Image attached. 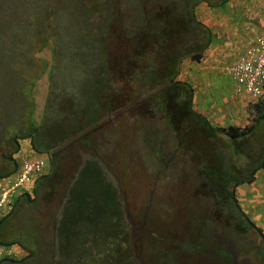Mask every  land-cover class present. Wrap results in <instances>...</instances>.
<instances>
[{
	"label": "rangeland",
	"instance_id": "obj_1",
	"mask_svg": "<svg viewBox=\"0 0 264 264\" xmlns=\"http://www.w3.org/2000/svg\"><path fill=\"white\" fill-rule=\"evenodd\" d=\"M224 2L0 0V51L8 49L9 61L7 64L0 55V170L9 167L6 158L14 145L9 133L29 123L31 109L35 111L34 119L39 121L51 106H46V97L52 90L49 72L52 73L51 81L54 84L51 85L54 88L58 87V91L59 86L65 89L60 90L61 96L71 99L73 103L83 100L82 92L77 91L75 87L87 82L89 77L88 64H92V61L87 58L91 55L88 53V47L79 48L85 55L83 58L85 65L81 64L80 69L76 68V64L81 60L74 56L65 60L59 57V62L53 65L51 51L52 39H56L62 32L67 36V31L71 34L77 23L81 24L79 23L81 20L89 17L88 12L91 15L85 28L92 29L90 23H95L94 21L99 19V30L94 35L98 37L100 33V39L103 37L106 39L111 62L115 56L122 53L127 57L132 55L133 42L137 40L136 42L143 43L142 35L147 34L151 39L143 51L150 54V51L154 53L155 49H158L157 53H152L149 58L159 63L161 72L165 70L162 67L166 64L168 55L173 54L177 58L179 56L177 79L185 80L192 73L191 67L195 64L194 59L188 54L198 51L204 44L201 41L200 27L191 22L189 17L192 13L193 20L206 25L209 34L214 38L216 33L225 32L227 12H224L217 23L214 21L216 20L214 13L218 10L215 7ZM193 4L189 10L190 15H184L183 9L187 10V7ZM94 9L97 10L96 13L92 12ZM211 10H214L213 13ZM220 20L223 21V28L213 32ZM44 36L49 37L47 42ZM156 36L160 37L159 40L153 39ZM11 46L19 48L20 55L17 58L13 57L17 55L13 54ZM67 46L69 48L67 51H76L73 44ZM18 63V67L15 68ZM225 66L220 65L213 71L226 74L233 82ZM117 73L116 71L117 80L112 79L109 88L117 109L115 112L113 110L107 119L102 120L103 126L98 142L95 143L98 150H95L105 158L103 166L109 167L105 168L108 181L116 188L118 199L123 205L125 218L129 224L128 242L133 256L119 263L115 256L108 258V255L106 260L103 258L100 260V264H228L222 256L224 253H234L236 258L240 259L239 247L244 243L241 244L239 239L236 242L231 240L232 222L225 226L221 224L223 220H217L216 224L214 215L211 214L215 212L214 206L218 201L202 171L204 163L212 165L215 158L202 159L199 148L194 150V147L180 146L178 135L182 132L178 131L179 124L176 125L178 131L176 132V128L170 122L172 117L163 113L155 105L156 102L148 100L149 92L145 94L142 91L139 96L138 90L132 87L135 85L132 75L118 77ZM221 81L228 82L226 77ZM237 94L243 95L241 92ZM123 98L126 99V105H122ZM262 107L264 108V102ZM180 111L182 116L183 112ZM53 113L57 115L56 109ZM254 113L248 118L247 124L250 126L253 125ZM253 128L255 129V125ZM255 131L256 134L250 140H245L240 145L246 157L254 158L264 146V123ZM215 140L217 144L211 150L213 154L223 149L222 140L219 137H215ZM28 144L27 141L21 142L20 155L26 153ZM72 150L73 156L63 157L60 171L53 176L47 189L40 190L38 199L25 205L18 212L19 217L14 218L16 229L11 230L15 232V236H20L22 231H26L35 237L38 231L37 237L40 240L37 243L38 248L46 251L38 257V261H27V264L57 263L58 256L54 252L53 236L54 222L60 213L58 210L60 202L68 186L72 185L70 182L74 179L76 166L84 163L86 159L96 158L90 153H83L79 145ZM37 156L30 155L31 158ZM101 160L98 157L95 159L98 164ZM49 170L47 165L46 172ZM28 216L32 219V225H27ZM201 232L203 235L200 239ZM245 239L248 240L246 242L255 244L258 241L254 234ZM119 242V238H116L115 245L118 246ZM19 250L18 247L13 248L11 258L20 259L22 253ZM245 257V254L241 255L243 260Z\"/></svg>",
	"mask_w": 264,
	"mask_h": 264
},
{
	"label": "trees",
	"instance_id": "obj_2",
	"mask_svg": "<svg viewBox=\"0 0 264 264\" xmlns=\"http://www.w3.org/2000/svg\"><path fill=\"white\" fill-rule=\"evenodd\" d=\"M193 6L194 4L186 6L187 10L186 8L183 9L184 15H190L189 10ZM96 11L94 9L92 12L96 13ZM90 15L88 12L87 16L90 17ZM89 17L81 20L79 22L81 24L77 23L75 30L72 28L71 34L67 31L68 36L62 32L56 39L51 38L53 42L51 51L53 65L59 62V57L65 60L74 56L81 60L76 64V68L80 69L81 64L85 65L83 62L85 55L79 48L88 47V53H91V55L87 58L92 61V64H88L90 68L89 77L87 82L75 87L77 91L82 92L83 100L73 103L71 99V102H69V98L61 96L59 94L60 90L65 89L62 86H59V91L57 90L58 87L54 88L51 81L52 73L49 72V83L52 90L49 91L46 97V106H51L43 113L39 121L34 119L35 111L31 109L30 116L28 115L29 123L9 133L11 142L14 145L13 149L9 150L6 158L9 167L0 170V178L12 175L19 169L20 161L13 155L22 150V141L29 143L27 149H25L27 155L33 154L32 152L47 154L50 170L38 177L32 188V194L27 191L20 193L13 199L10 208L5 210L2 217H0V244L4 246L0 264L12 262L14 264H27L29 261H38V257L46 252L38 248L37 243L40 242L37 237V234L39 235L38 231L35 237L22 230L20 236H15V232L11 230L14 229L15 231L16 229L14 218L19 217L18 212L25 205L38 199L40 190L47 189L53 176L60 171L63 157L73 156L72 149L76 148L77 145L81 146L83 153H90L102 160L98 164L95 161L96 158L86 159L84 163L77 165V171L73 175L74 179L70 182L72 185L68 186L65 196L60 202V208L58 209L60 213L54 222L53 236L54 252L58 256L56 264H100V260L102 258L106 260L108 255V258L115 256L117 262L121 263L123 259L133 256L128 242L130 238L129 224L125 218L123 205L118 199L116 188L108 181L109 177L105 168L109 169V167L103 166V161L106 162V160L101 157L99 151H96L98 149L95 148V143L98 142L100 130L103 126L102 120L107 119L111 112L113 110L115 112L117 109L114 96L109 91L112 79L116 78V71L120 76L123 75L122 77L127 76V74L132 75L135 83L132 87L138 90L139 96L140 92L143 91L146 94L148 91V100L156 102L155 105L163 113L172 117L170 122L175 128L179 124L178 131L182 132L178 135L180 146L194 147V150L199 148V155L202 159L206 157L215 158L212 165L204 163L202 171L218 201L217 205L214 206L215 212L211 214L214 215L213 219H215L216 224L217 220H223L221 224L225 226L230 225L232 222L231 240L236 242L239 239L241 244L244 243L239 247L240 259H237L234 253L222 254L228 264H264V232L246 214L237 194L241 184L250 183L255 179L256 172L264 169V146L254 158H252L253 156L246 157L240 146L243 141L250 140L256 134L255 129L258 130L259 125L264 123L263 102L254 103L256 113L253 125H255V129L253 125L248 124L229 125L227 127L213 126L204 115L192 108L193 87L186 81L177 79L179 56L177 58L176 55H168L166 64L162 67L165 70L161 72L159 69L161 66H158L159 63H155L151 57L149 58L150 55L156 54L158 49H155L154 53L150 51V54L143 51L145 47L147 48L151 39L145 34L142 35L143 43H138L137 40L133 42L134 53L132 55L130 54L127 57L122 53L115 56L111 62L107 52L109 47L106 39L104 37L100 39V33H98V37H96V34L94 35L99 30V19L94 21L95 23H90L92 29L86 30L85 28V25L89 24ZM193 17L191 13L189 18L191 22L200 27L201 41L204 44L198 51L191 52L188 55L199 61L203 57L202 52L211 42V34H209L210 31L206 25L194 21ZM44 38L45 42L49 39L48 36H44ZM159 38L157 36L153 37L155 40H159ZM67 44H73L76 51H67L69 50ZM11 48L13 54L17 55L16 57L13 55V57L17 58L20 55L19 48L16 49L14 46H11ZM7 51L8 49L4 48L0 51V55L8 64ZM132 64L134 65L132 66ZM18 65L19 63L15 65V68ZM260 98L254 99L257 102ZM50 99L51 101H49ZM53 102L55 108H53ZM125 102L126 99L122 105H126ZM171 104L172 107L176 105L177 110L172 109ZM55 109L57 115L53 113ZM179 111L183 112L182 116H180ZM175 131L178 132L177 128ZM218 134H221V136ZM215 137L222 140L223 149L213 154L211 150L217 144ZM221 212H224V214ZM27 222V225H32L30 217ZM252 233L258 237L256 244L246 242L248 240L245 237L252 236ZM202 235L201 232L199 234L200 239ZM116 238H119L120 241L118 246L115 245ZM11 247L20 249L19 252L22 253L20 259L11 258V252L8 251ZM243 254L246 256L244 260L241 258Z\"/></svg>",
	"mask_w": 264,
	"mask_h": 264
},
{
	"label": "crops",
	"instance_id": "obj_3",
	"mask_svg": "<svg viewBox=\"0 0 264 264\" xmlns=\"http://www.w3.org/2000/svg\"><path fill=\"white\" fill-rule=\"evenodd\" d=\"M225 2L217 5L215 8L218 10L214 13V21L217 23L224 12H227L225 32L211 37L212 42L207 47L204 58L194 62L192 73L188 76V82L194 89L193 109L203 114L213 126L220 127L247 124L249 115H253L256 110L254 103L259 101L256 102V99L238 91V86L226 74L213 70L220 65L235 63L241 52L251 47L264 29V0ZM213 11L211 10L212 13ZM218 24L213 32L223 28L222 20ZM223 77L228 82H222ZM237 92L243 95H238ZM238 192L244 211L264 232V169L256 172L255 179L250 183L241 184Z\"/></svg>",
	"mask_w": 264,
	"mask_h": 264
},
{
	"label": "built area",
	"instance_id": "obj_4",
	"mask_svg": "<svg viewBox=\"0 0 264 264\" xmlns=\"http://www.w3.org/2000/svg\"><path fill=\"white\" fill-rule=\"evenodd\" d=\"M239 90L253 98L264 97V29L255 43L243 51L237 62L226 67ZM20 167L0 181V215L20 193L30 192L36 179L45 174L47 160L43 156L21 157ZM1 254V250H0Z\"/></svg>",
	"mask_w": 264,
	"mask_h": 264
},
{
	"label": "clouds",
	"instance_id": "obj_5",
	"mask_svg": "<svg viewBox=\"0 0 264 264\" xmlns=\"http://www.w3.org/2000/svg\"><path fill=\"white\" fill-rule=\"evenodd\" d=\"M205 51H206V48L204 49V52H202V54H203V57H202V58H204V56H205V55H204ZM242 53H243V52H242ZM242 53H241V54H242ZM239 57H240V56H239ZM202 58H201V60H202ZM238 59H239V58H238ZM201 60H199V61H201ZM199 61L194 60V62H199ZM237 61H238V60H237ZM237 61H236V62H237ZM233 64H234V63H233ZM229 65H232V64H228V65H226L225 67H227V66H229ZM226 71H227V70H226ZM227 72H228V71H227ZM228 74L230 75V73H228ZM230 76H231V75H230ZM231 78H232V76H231ZM232 79H233V78H232ZM184 81H186L187 83H189V82H188V79H185ZM233 82L236 84L235 81H233ZM189 84H190V83H189ZM236 85H237V84H236ZM237 86H238V85H237ZM239 89H240V88L238 87V91H240ZM243 93H244V92H243ZM249 96H250V95H249ZM252 98H253V97H252ZM123 100H125V98H123ZM258 101H262V102H264V97H261ZM125 103H126V102H125ZM127 107H129V104L127 105ZM173 107H174L173 109H176V110H177V108H178L176 105L173 106ZM192 108H193V105H192ZM176 113H177V112H176ZM200 114H201V113H200ZM202 115H203V114H202ZM254 117H255V113H254ZM254 117H253V118H254ZM253 121H254V119H253ZM262 124H263V123H262ZM262 124H260L259 126H261ZM32 153H33V152H32ZM33 154H36V153H33ZM31 155H32V154H31ZM37 155H38V156H43V157H45L46 160H47V155H43V154H40V155L37 154ZM23 156H25V157H29V158H30V155H27L26 153L20 155V152H18V153H16V155H15V157H17L18 160H20V158L23 157ZM47 161H48V160H47ZM47 165H48V162H47ZM15 172H16V171H15ZM46 173H47V172L45 171V174H46ZM12 174H13V173H12ZM4 177H7V176H3V177H1V178H0V181H1V179L4 178ZM37 179H38V178H37ZM37 179H36V180H37ZM35 183H36V181H35ZM243 184H244V183H243ZM240 186H241V185H240ZM240 186H239V187H240ZM31 191H32V190H31ZM31 191H30V192H31ZM30 192H29V193H30ZM237 194H239L238 190H237ZM239 197H240V194L238 195V198H239ZM4 211H5V210H4ZM3 213H4V212H3ZM3 213H2V214H3ZM2 214L0 215V217H2ZM262 231H263V230H262ZM3 248H4V246H2V244H0V250H1L0 257H1L2 254L4 253ZM13 248H16V247H11V248H9L8 251L11 252V250H12Z\"/></svg>",
	"mask_w": 264,
	"mask_h": 264
}]
</instances>
